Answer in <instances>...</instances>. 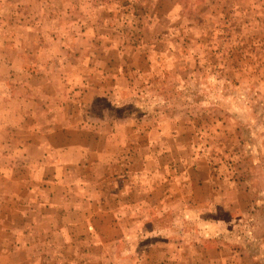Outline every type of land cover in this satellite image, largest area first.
I'll return each instance as SVG.
<instances>
[{
	"label": "rangeland",
	"instance_id": "374dc122",
	"mask_svg": "<svg viewBox=\"0 0 264 264\" xmlns=\"http://www.w3.org/2000/svg\"><path fill=\"white\" fill-rule=\"evenodd\" d=\"M100 126L124 169L101 205L186 245L153 264H264V0H0V264H45L11 246L44 225L28 188Z\"/></svg>",
	"mask_w": 264,
	"mask_h": 264
},
{
	"label": "crops",
	"instance_id": "0c3cea01",
	"mask_svg": "<svg viewBox=\"0 0 264 264\" xmlns=\"http://www.w3.org/2000/svg\"><path fill=\"white\" fill-rule=\"evenodd\" d=\"M102 129L103 127L100 126L98 130L92 132V135L78 136L76 143L69 142L62 149V161L55 162L56 175L54 173L49 176L48 180L42 178L44 184L38 185L36 189L28 188L30 195L36 191L34 197L38 199V207L42 210L40 214L44 225L37 228L36 232V227L33 225L26 229L14 227L12 230L14 241L11 242V246L18 247L13 253L15 256L23 250L32 249L34 251L37 248L36 250L45 264L48 262L49 264H58L60 261L61 264L63 262L66 264L71 262L75 264H108L113 261L112 259L105 261L108 253L107 244H114L116 262L153 264L166 259L171 260L172 247L186 246L181 243V238L174 239L172 243V237L155 236L154 232L169 226L158 223L157 228L150 220L137 221L139 214L143 211H132L136 217L135 221L131 219L123 222L125 212L121 208L108 210L101 205V200L106 198V193L112 192V187L118 188L115 191V197L120 194L121 178L124 173L122 164H118L119 160L117 159L121 155V151L117 152L110 148L111 131L104 132ZM85 139L86 141L83 142ZM66 154H75V156L68 160ZM152 159H154L153 156ZM67 163L71 165L67 166ZM76 168H82L81 170L85 171L83 170L84 176L81 175L83 177H79L75 182L73 170ZM88 173L91 177H87ZM152 178L146 177L147 184L151 182ZM165 179L171 181L173 177ZM203 181L201 180V182ZM136 183L139 185L138 180ZM103 203L106 206V202ZM110 211L114 213L115 220L108 223L107 220L111 216ZM165 212L164 207L159 211L160 214H165ZM53 215H60L59 221ZM94 221L99 222L94 223ZM101 230H104L103 233L100 232ZM34 233L38 236L37 238H31ZM111 233L112 237L107 238ZM59 235L61 236L60 241H58ZM154 242L157 244L161 242V244L149 251L147 245H152ZM196 244L194 241V245ZM59 245L64 248L70 247L71 251H67L65 256L59 251ZM143 245L144 247H142ZM138 246L140 249H137ZM154 250L157 251V254L162 255L160 261L154 258ZM160 251L161 253H159ZM199 258L201 259L202 256Z\"/></svg>",
	"mask_w": 264,
	"mask_h": 264
}]
</instances>
